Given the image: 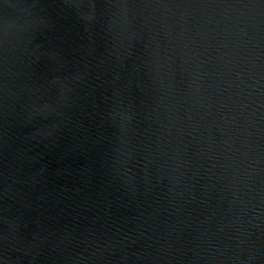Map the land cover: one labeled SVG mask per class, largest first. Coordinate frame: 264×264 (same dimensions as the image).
Wrapping results in <instances>:
<instances>
[{
  "label": "water",
  "instance_id": "1",
  "mask_svg": "<svg viewBox=\"0 0 264 264\" xmlns=\"http://www.w3.org/2000/svg\"><path fill=\"white\" fill-rule=\"evenodd\" d=\"M81 2L0 0V259L264 264V3Z\"/></svg>",
  "mask_w": 264,
  "mask_h": 264
},
{
  "label": "clouds",
  "instance_id": "2",
  "mask_svg": "<svg viewBox=\"0 0 264 264\" xmlns=\"http://www.w3.org/2000/svg\"><path fill=\"white\" fill-rule=\"evenodd\" d=\"M66 2H69V0H66ZM84 6H85V4L83 3V0H82L81 3L74 4V7H76L77 9H80V8H82V7H84ZM87 6H91V5L89 4V5H87ZM79 15H80V17H81L82 19H84V20L90 19V15L87 14V13H84V12H82V11L79 12ZM67 99H68L67 96H62V100H64L65 102L67 101ZM28 110H29V109H28ZM31 110H32L33 112H36V111H37L34 107H32ZM109 117L112 118V122L115 124V113H114V112L109 113ZM38 131H41V130L38 129ZM0 264H4V261H3L2 259H0Z\"/></svg>",
  "mask_w": 264,
  "mask_h": 264
},
{
  "label": "snow or ice",
  "instance_id": "3",
  "mask_svg": "<svg viewBox=\"0 0 264 264\" xmlns=\"http://www.w3.org/2000/svg\"><path fill=\"white\" fill-rule=\"evenodd\" d=\"M262 3H264V0H261Z\"/></svg>",
  "mask_w": 264,
  "mask_h": 264
}]
</instances>
